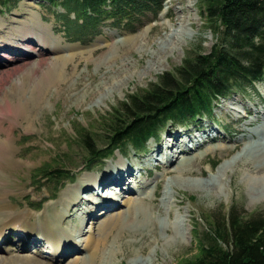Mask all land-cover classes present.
Returning a JSON list of instances; mask_svg holds the SVG:
<instances>
[{
	"label": "rangeland",
	"instance_id": "374dc122",
	"mask_svg": "<svg viewBox=\"0 0 264 264\" xmlns=\"http://www.w3.org/2000/svg\"><path fill=\"white\" fill-rule=\"evenodd\" d=\"M39 1L20 0L15 7L0 2V40L4 43L0 41V47L5 48L0 51V192L8 193L3 197L8 210L26 212L32 228H38L47 215L51 231L67 229L76 233V238L69 253L65 251L72 241L64 238H55L53 249L44 240L25 248L16 229L10 226L12 233L7 242L16 249L9 252L6 249L10 247L0 245V264H23L31 259L45 264H70L78 258L80 264H176L195 252V233L203 232L210 220L222 223L232 206L245 217L264 214V78L255 87L222 99L215 113L204 121L190 126L169 124L160 129V134L168 130L182 133L179 142L172 141L169 151L162 152L155 138L149 140L145 152L135 155L129 148L128 160L117 150L116 160H125L145 171L140 178L144 189H138L137 194L132 193L133 185L130 187L126 181L123 188L119 184L120 193L112 186L104 190L102 195L107 198L102 201L114 198L115 206L120 202L118 209H101L109 211L104 214L99 210L101 214L83 219L93 202V193L82 195L83 191L79 204L72 201L68 205L66 198L76 192L79 183L91 185L84 191L93 189V182L77 181L89 179L94 172L80 171L75 181L68 180L59 195L51 197V187L39 170L54 155L67 153L71 135L81 127L101 133L103 115L129 93L158 82L161 73L172 71L186 57L210 51L217 34L202 14L198 0H167L156 20L141 16L134 20L133 28L107 27L88 43L71 42L62 29L55 28L54 18L45 13ZM27 9L41 19L37 27L47 26L50 34L41 30L40 35L20 33ZM26 26L34 28L31 20ZM37 39H44V43H37ZM22 50L28 51L29 57L20 53ZM17 101L25 103L23 114L8 105ZM244 108L251 111L249 117L244 116ZM207 125V142L192 150L190 146H196L188 141L191 135L198 134L202 140L206 136L202 130L187 133L194 126ZM91 139L96 143L98 135L91 132ZM80 142L85 144L78 137L72 142L71 154H81ZM69 165L74 167V163ZM115 171L122 172L120 168ZM99 172L105 175L108 169ZM108 189H113L112 196L107 194ZM190 195L196 199H190ZM119 211L123 212L121 223H112L105 229L108 232H100L99 224ZM4 218L0 217V224ZM92 236L106 238L94 256L85 247L86 239Z\"/></svg>",
	"mask_w": 264,
	"mask_h": 264
},
{
	"label": "trees",
	"instance_id": "16d2710c",
	"mask_svg": "<svg viewBox=\"0 0 264 264\" xmlns=\"http://www.w3.org/2000/svg\"><path fill=\"white\" fill-rule=\"evenodd\" d=\"M16 1V0H15ZM14 0H1L11 7ZM67 35L85 39L99 33L104 20L114 18L128 26L147 9L163 7L164 0H48ZM202 10L218 35L206 53L187 57L158 82L132 92L102 117L105 143L89 144L90 163L134 141L145 146L148 138L169 119L183 120L210 111L219 95L259 79L264 73V0H200ZM75 12L76 17L70 16ZM88 131L78 132L88 139ZM98 155V157H97ZM59 167V166H58ZM61 170H65L60 168ZM57 171H53L56 178ZM61 184L60 180L55 181ZM224 227L216 220L214 232L199 236L196 251L177 264H264V214L244 217L231 208Z\"/></svg>",
	"mask_w": 264,
	"mask_h": 264
},
{
	"label": "bare ground",
	"instance_id": "6f19581e",
	"mask_svg": "<svg viewBox=\"0 0 264 264\" xmlns=\"http://www.w3.org/2000/svg\"><path fill=\"white\" fill-rule=\"evenodd\" d=\"M31 20V23L32 25L34 26V28H27V26L25 27V24L27 21ZM41 25V19L39 18V16L37 14H35V12L31 9H27L26 11V16H25V19H24V28L22 30H19L20 33L22 34H36V35H40V32L39 30L42 31L43 34H50L49 32V29L47 28V26L45 27H37V25ZM49 37V36H48ZM51 39V38H50ZM34 41V39L32 40V42ZM44 39H42V41L40 39H37V43H44L43 42ZM59 41V40H58ZM6 42V40H5ZM48 42L45 41V45L47 44ZM3 49V48H1ZM17 92V91H16ZM14 93V92H13ZM22 96V95H21ZM9 99V98H8ZM6 103H8V100H5ZM26 102V101H25ZM5 103V104H6ZM7 105V104H6ZM10 106H14V110L16 109V111H19L20 113L23 114L24 112V108L25 107V103L24 101L21 102L20 101H17V102H12L10 104H8ZM27 109V108H26ZM3 112V110H2ZM7 113V112H6ZM5 114V113H4ZM16 116V114L14 115ZM8 139H10V137H8ZM6 141V140H5ZM3 142V141H2ZM7 142V141H6ZM5 144V142H4ZM4 146V145H3ZM2 148V146H1ZM7 148V147H6ZM125 168L122 169L123 172H120V173H128V174H131L132 173V170H130L129 167H126L124 166ZM129 168V169H128ZM119 169V168H118ZM261 170V169H260ZM169 172V171H168ZM253 176H257L256 173H252ZM113 173H109V174H106V175H103L99 178H95L92 182H93V185L92 187H95L98 185V182H104L106 183L107 181H111V180H114V182H117L118 184H120L123 188V185L125 184V178L124 179H121L120 177L118 179L115 180V178H113ZM261 177V176H260ZM112 178V179H111ZM6 182V181H5ZM111 183V182H110ZM114 184V183H113ZM111 186H114L112 185L111 183ZM110 186V187H111ZM91 185L90 184H81L79 183L78 184V188L76 190V192L73 193V195H69L67 198H66V201L68 203V205L70 204V202L72 201H75L74 204H79L80 201L83 200L80 192L84 191V190H87L88 188H90ZM7 190V189H6ZM73 191V188L72 189H69V191ZM68 191V192H69ZM5 191L3 190V192H0V217L1 216H5V218L3 219L2 223L0 224V239L4 237V235L6 234L5 232V229L10 227V223L12 221V225L11 226H18L20 225V228L17 229V233L19 235L20 238H23V235H26L25 232H22V230H25L27 232H29L30 234V231H31V222L29 221L28 217H27V214L26 212L22 211V210H16V211H12V210H8L7 208L9 207V204L3 200V197L5 196ZM8 194V193H7ZM6 194V195H7ZM67 196V195H65ZM117 199V198H115ZM126 201V200H125ZM114 201H112L111 199H107L106 201H102L101 202V205H110V206H115V203H113ZM66 203V202H65ZM132 203V200H129L127 202V204L130 206ZM110 206H106L104 209H109ZM131 207V206H130ZM93 209L94 211V207L93 206H90L88 205L87 208H86V211H85V216H83V219H85L87 216H93V211H91ZM57 209H55L54 213L57 214ZM108 211H102V213H107ZM122 211H119L117 214L113 215L111 218H109L108 220H106L105 222H103L102 224H99L98 226V229L100 232L103 233V231L108 227V225L110 224H119L121 223L122 221ZM101 214V213H100ZM22 216V217H21ZM60 217H61V214H60ZM7 219H10V222H8ZM23 219L24 221H18V220H21ZM34 220V219H33ZM33 223V222H32ZM129 223V222H128ZM132 223V222H131ZM48 224V221L47 220H43L40 224V226L38 227V234H37V238H40V236H44L45 237V241L46 242H49V248L53 249L55 248L54 244H53V241L55 240V238H61L59 240L56 239V241H60V240H63L66 239V240H70L72 242H70L68 248L66 249V253H69L71 251V246H73V242H75V234L70 232L69 230L67 229H61L60 230V233H54L52 231H49L48 229H46V226ZM133 225V224H132ZM34 226V225H33ZM32 226V227H33ZM116 226V225H115ZM114 228V227H113ZM79 229V228H78ZM30 230V231H29ZM106 231V230H105ZM108 232V231H106ZM107 234V233H106ZM105 236V235H104ZM107 237V236H106ZM54 239V240H53ZM87 241L85 242V247L89 249V254H91L90 256H94L96 253H97V249L99 246L103 245L105 242H106V238L104 237H101V236H98V237H93L92 238H88L86 239ZM31 241V240H30ZM57 246V245H56ZM61 248V246H60ZM15 250V247H12V248H9L7 249V251H13ZM57 251H54V254L56 255ZM49 258V257H48ZM3 262H5V259H2ZM9 260V259H8ZM90 260V259H89ZM7 262V261H6ZM12 262V261H11ZM89 262V261H88ZM91 263V262H90ZM3 264V263H2ZM8 264V263H7ZM23 264H45L41 261H34L33 259L31 260H28L26 261L25 263ZM70 264H80V261H79V258L72 261Z\"/></svg>",
	"mask_w": 264,
	"mask_h": 264
}]
</instances>
